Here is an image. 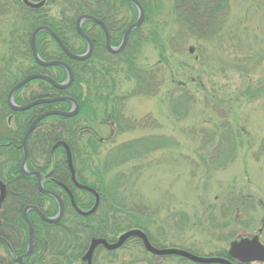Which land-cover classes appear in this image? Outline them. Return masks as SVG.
I'll list each match as a JSON object with an SVG mask.
<instances>
[{"label": "rangeland", "instance_id": "1", "mask_svg": "<svg viewBox=\"0 0 264 264\" xmlns=\"http://www.w3.org/2000/svg\"><path fill=\"white\" fill-rule=\"evenodd\" d=\"M143 1L146 18L126 53L111 67L92 59L98 81L89 89L83 86L90 105L75 120V167L85 183L117 192L128 210L122 214L130 212L164 248L195 249L207 257L261 230L264 243V0H229L216 34L186 43L179 35L174 0ZM19 2L0 0V94L4 80L22 77L32 65L24 44H16L14 53V38L25 34ZM46 2L49 16L62 20L63 2ZM114 6L119 21L138 18L122 0H114ZM45 44L50 53L58 51L51 39ZM132 64L155 74L160 88L152 96L136 93ZM39 90L40 83L32 81L26 101L38 97ZM3 108L0 95V122L7 125ZM116 110L129 125L113 138L109 117ZM57 122L49 118L39 130ZM138 140L144 142L141 147L151 143L145 154L114 165V149ZM58 158L64 161L63 153ZM123 215L113 216L120 221ZM63 222L80 230L75 216ZM57 235L62 237L60 230ZM127 250L119 256L132 264L151 258L140 245ZM0 255L5 256L1 247ZM180 258L159 256L156 264H188Z\"/></svg>", "mask_w": 264, "mask_h": 264}, {"label": "trees", "instance_id": "2", "mask_svg": "<svg viewBox=\"0 0 264 264\" xmlns=\"http://www.w3.org/2000/svg\"><path fill=\"white\" fill-rule=\"evenodd\" d=\"M36 2V0H32ZM54 1H62L65 5V8L62 10V20H54L49 16V13L42 8L38 11H31L32 13V21L31 28L27 32L26 36L19 37L18 42L22 43L27 40L26 43V54L28 59H30L31 67L28 68L25 72H23L22 77L32 75V74H44L57 83L62 84L67 80V72L60 67L55 68H44L40 67L36 64L34 57L32 55L31 49L29 47V40L37 28L41 26L49 27L61 40L62 42L74 53L82 54L86 51V44L82 40V38L78 35L76 30V22L79 17L83 15H90L95 18H98L105 22V24L109 27L112 33L111 45L119 46L123 40V36L125 31L131 24L136 21V16L132 19L131 22L125 20H118L116 18V7L114 6V0H54ZM125 4H127L130 8L135 11V15L138 16L137 9L128 1L122 0ZM144 7L145 12L148 10L146 4L143 0H138ZM53 2V1H52ZM47 3V2H46ZM229 0H174V8L173 13L175 15L179 35L182 36V42H188L193 37L196 39L207 38L215 33V31L221 26V20H225L224 17L229 11L228 6ZM69 10L71 14L69 13ZM92 23L86 22L83 25V30L86 34V27L91 25ZM216 24V25H215ZM214 25V26H213ZM140 32V29H137L130 36V41L132 37ZM90 36V34H88ZM200 36V37H198ZM51 39L56 45L57 52L50 53L48 44H45V39ZM79 40L82 42L80 45L82 47V51H77L76 41ZM94 46L95 51L91 56L90 60L86 62H75L69 59L64 52L59 48L58 44L55 40L46 32L41 33L36 41L37 50L40 56L46 61H62L67 63L73 70L74 73V82L71 87L67 90H57L52 87L49 83L38 80L40 83L39 96L34 97L33 99L26 101L25 98H20L18 96L15 97V102L22 106L26 105L36 99L39 98H57V97H70L74 98L78 101L81 113L83 111H87L90 105V100L88 96H84V85L87 86V89L91 87V85L95 86L97 83V72L96 67L92 64V59L97 57L100 59L102 66L111 67L113 65V60L119 55H124L128 47L117 56L109 55V53L105 49L104 44V36L101 35L97 38L91 39ZM130 47V46H129ZM15 54L17 52V46H14ZM104 57H109L112 61L104 60ZM12 59V58H11ZM129 73L136 80V90L139 95L143 96H152L156 93L160 88L158 82L155 79V74L150 71H141L135 67L134 64L130 66ZM22 74V73H21ZM99 74H103L100 72ZM3 76V75H2ZM21 77H12V79L7 80V82L2 83L1 86V102L3 105V111H8L9 114H15L19 116L15 123V127L9 128V126L0 125V180L4 183H8L9 192L5 202L2 204V208L0 209V219L2 220V226H0V236L3 237L8 243L11 249V255L19 256L26 252L28 246V228L23 219V210L27 206H37L42 210V212L50 218H53L58 213L57 204L47 196H43L37 189V181L33 178H25L22 176L20 172V164L22 163V143L24 139V135L30 126L31 122L35 119V117L41 112H45L47 109L49 110H62L69 111L71 106L66 102H60L51 105H43L39 107H35L27 112L23 113H14L8 109L7 106V96L12 87L21 81ZM4 86V87H3ZM29 97V96H28ZM28 100V99H27ZM41 110V111H40ZM43 110V111H42ZM3 113V112H2ZM55 118L58 122L57 124L47 125L43 129L39 130L42 127V124L46 122L48 119L44 120L39 124L36 130L30 137L28 148H29V170L31 171H40L43 174H48L51 172V167H54V171L51 174V177L54 181L64 183L69 186H73V182L71 181L70 172L67 168L66 157H64V161L56 162L53 165V156H52V148L59 141L68 142L69 146L73 151L74 165L76 160L77 148L75 151V146L77 142L76 135L78 134V130L76 129L75 120L76 118H62V117H51ZM50 118V119H51ZM4 121V120H2ZM5 123V121H4ZM142 140L134 141V145H126L115 148L111 158L114 165H121L122 162H126L132 160L131 158H141V154H145L144 151L148 146H151V143H147L141 147ZM144 141V140H143ZM146 144V143H145ZM139 146L140 148H138ZM141 149V150H140ZM140 150V152H139ZM62 150H58L60 152ZM63 152V151H62ZM64 153V152H63ZM119 154L118 158L115 160L113 158L114 154ZM116 156V155H115ZM114 156V157H115ZM110 158V159H111ZM123 159V160H122ZM10 165V167H8ZM107 167V166H106ZM105 167V168H106ZM76 168V167H75ZM77 176L79 181L91 187H95L94 185H89L83 181V178L80 172L76 169ZM48 178V177H47ZM113 185L115 182L112 183ZM54 183L46 179L44 181V187L46 189H50V186H53ZM110 185V184H109ZM75 190H77L75 188ZM86 194V193H84ZM117 192H113L111 189H106L104 187L101 190V204L97 211L88 216L83 217L79 215L71 206L70 203L65 196V214L63 219L58 224H48L42 219H40L35 213H30L28 215L29 220L32 223L35 234L45 233L49 234L48 240V249L53 251L54 254L58 253L62 260L68 258L67 250L77 248L80 250V255H82L88 246V243L91 237H98L99 235L106 234L107 232L121 233L126 230L134 229V228H142L150 241L159 249H164L162 245L157 242L150 233H148L147 229L133 218L132 214L129 212L128 215H123L122 212L128 211L123 204V201L117 200ZM44 200L49 201V207L45 206ZM77 205L83 210H90L92 207V202L88 197L82 199H76ZM117 209H115V207ZM114 213L119 216H124L122 220L116 216H113ZM75 216L79 222L77 223V228L66 227L64 225V219L67 216ZM105 218L104 221H94V218ZM112 217V219L110 218ZM111 219V221H108ZM121 219V218H120ZM237 219V218H235ZM234 221L236 222V220ZM134 221L137 223L138 227H133ZM121 226H126L124 231H120ZM140 226V227H139ZM111 227V229L109 228ZM122 228V227H121ZM60 230L61 236L54 237L56 233ZM63 233V234H62ZM14 236V240L13 237ZM10 236V238H8ZM229 238V236H227ZM232 237V236H230ZM37 243L35 242L34 249L35 252L33 255H36V252L40 250L42 245L39 243L40 240L36 238ZM236 240V239H234ZM233 240V241H234ZM78 244L76 245V243ZM158 243V244H157ZM189 252L193 254H197L198 252L195 249L189 250ZM73 255V254H71ZM207 257H221L228 258V253L226 250L222 252H218L216 254H211ZM180 258V257H179ZM183 261H186L188 264H197L192 261L186 260L184 258H180ZM46 264H61L60 261L53 262L48 260ZM66 264V263H64ZM235 264H239L235 262Z\"/></svg>", "mask_w": 264, "mask_h": 264}, {"label": "water", "instance_id": "3", "mask_svg": "<svg viewBox=\"0 0 264 264\" xmlns=\"http://www.w3.org/2000/svg\"><path fill=\"white\" fill-rule=\"evenodd\" d=\"M24 1H25L26 5L31 7L32 9H40L41 7L44 6V3H42L40 5H33V4L29 3L28 0H24ZM126 1L133 4L138 9L139 17H138L137 21L134 24H132L129 27V29L126 31V33L123 37V41L118 48H113L111 46L110 35H109L108 30L106 28V24L102 20L97 19L93 16H89V15L81 16L77 20V23H76V29H77L78 34L88 45V51L85 55L77 56V55L72 54L69 51V49L63 44L62 40L49 27H45V26L39 27L32 34L31 47H32V52H33L35 62L40 67H44V68H53V67L63 68L67 72L68 77H67V80L65 83L59 84L55 80H53L52 78H50L46 75H43V74L30 75L25 80H23L22 82L17 84L10 91L8 98H7L8 106L10 107L11 110H13L15 112H25V111H28V110L36 107V106H40V105L67 102V103L72 104L73 109L70 112H63V111L55 110V111H48V112L41 114L32 122V124L29 126V128L27 129L26 134L24 136V140H23V144H22L23 150H24V160L22 162V169H21L22 175L27 176V177H34L37 179L38 189L42 193L50 195L51 197H53L54 199L57 200V202L59 204V213L55 218H48L37 207L30 206L24 210L23 216H24V220L26 221L27 226L29 228L30 240H29V247H28L27 253L24 256L18 258L19 264H25L24 259L26 257H28L29 255H31L32 249H33L34 230H33V227H32V225L28 219L29 211L36 212L45 222H47L49 224L59 223L60 220L62 219L63 215H64V203H63L62 199L58 195H56L50 191H47L44 188L42 174L39 172H29L27 169V163H28V159H29L28 142H29L30 136L32 135V133L34 132V130L36 129L38 124L41 121H43L44 119L49 118V117H54V116L64 117V118H72V117L76 116L78 111H79L78 102L75 101L74 99L70 98V97L41 98V99H37V100H35V101L25 105V106H18L15 103L14 96L17 93V91L20 90L25 85H27L28 83L35 81V80L45 81V82L49 83L52 87H54L58 90H62V91L69 89L71 87V85L73 84L74 73L68 64H66L62 61H45L44 59L41 58V56L38 53L37 47H36L37 37L41 33L47 32L48 34H50L55 39V41L60 46V48L71 59L76 60V61H85V60L89 59L92 55L93 43L90 40V38L83 32L82 25L84 22H92L94 24L100 25L103 28L104 33H105V39H106V47H107L109 53L112 55H118L127 46L130 35L136 29H138L143 24V22L145 20V11H144V8L140 2L138 0H126ZM60 146L64 147L66 150L68 167H69V170L71 173L72 181L74 182L76 187H78L81 190L94 193V195L96 196V202H95L93 208L89 211L81 210L76 205L74 199L71 196V202H72V205L75 208L76 212L83 217H88L97 211L99 204H100V198H99L98 194L92 188L85 186V185H82L78 181L76 171L74 168V164H73L72 152H71L70 148L68 147V145L63 141L58 142L53 148L54 151ZM5 197H6V186L0 180V206L3 203V201L5 200ZM260 233H262V230L260 231ZM132 237L140 238L144 242L146 250L148 252H150L151 254L156 255V256H179V257L185 258V259L190 260V261L197 263V264H234L232 261H230L229 259H226V258L201 257V256H197L195 254H192L188 251L181 250V249H157V248H154L151 245V243L149 242L146 234L140 230H132V231L125 233L119 239L118 243H116L115 245H108V243L104 240L93 239L91 246H90V249H89L85 259H88V260L91 259V256H92L94 250L96 249V247L99 244H104L110 250H116V249H119L125 243L126 240H128ZM228 255H229L230 259L236 260L240 264H252V263H262L263 264L264 263V245L260 241L259 235L251 236V237H245V238H243L239 241H235L231 244Z\"/></svg>", "mask_w": 264, "mask_h": 264}, {"label": "flooded vegetation", "instance_id": "4", "mask_svg": "<svg viewBox=\"0 0 264 264\" xmlns=\"http://www.w3.org/2000/svg\"><path fill=\"white\" fill-rule=\"evenodd\" d=\"M28 2L29 3H31V4H33V5H40V4H42V3H44V6L43 7H41L40 9H42V8H44L45 6H46V0H36V2H33L32 0H28ZM19 5L21 6L20 7V9H22L23 10V12H24V14H23V17H22V20H24L25 22V27H24V29H25V34L23 35V36H26V34H27V32L29 31V29L31 28V21H32V13H31V11H38V10H40V9H32L31 7H29V6H27L26 5V3H25V1L24 0H20V2H19ZM2 9L0 8V15H3L4 14V12L2 11ZM20 12V11H19ZM21 14H22V12H20ZM134 24V23H133ZM132 25V24H131ZM130 25V26H131ZM129 26V27H130ZM106 28H107V30H108V33H109V35H110V44H111V39H112V33H111V30L109 29V27L106 25ZM142 28V25L138 28V29H141ZM129 28H127V30H128ZM126 30V31H127ZM86 31H87V33L88 34H90V36H88V34H86L85 33V31L83 30V32L90 38V39H93V38H97V37H99V36H101V35H103L104 36V44H105V49H106V51L109 53V51H108V49H107V47H106V39H105V33H104V30H103V28L100 26V25H97V24H94V23H92L91 25H89V26H87L86 27ZM126 31H125V33H126ZM125 35V34H124ZM132 35V34H131ZM23 36H20V37H22L23 38ZM80 36V35H79ZM31 38H32V35H31V37H30V40H29V47H30V49H31V52H32V47H31ZM18 39L17 38H14V46L16 45V44H21L22 42V39H21V41H19V42H16ZM26 43H27V40L25 39V42L24 43H22V44H24L25 45V48H26ZM85 44H86V51L84 52V53H82V54H76V53H74V52H72L64 43V45L69 49V51L72 53V54H74V55H77V56H81V55H84V54H86V52H87V50H88V45H87V43L86 42H84ZM93 43V42H92ZM59 46V45H58ZM112 47H114V48H116V47H118V46H113V45H111ZM59 48H60V46H59ZM77 48V51H82L83 49H82V47L81 46H77L76 47ZM61 49V48H60ZM62 50V49H61ZM94 51H95V46H94V44H93V52H92V55H93V53H94ZM62 52H64L63 50H62ZM64 54L69 58V59H71L65 52H64ZM32 55H33V52H32ZM91 58V57H90ZM90 58L89 59H87V60H85V61H76V60H73V59H71V60H73V61H75V62H86V61H88V60H90ZM29 61H30V59H29ZM65 63V62H64ZM31 67V66H30ZM29 67V68H30ZM26 73V72H25ZM28 76H27V74H26V76L25 77H21L22 79H21V81H19L17 84H19L20 82H22L23 80H25L26 78H27ZM31 83V82H30ZM30 83H28L27 85H25L24 87H22L20 90H18L17 91V93L15 94V97L16 96H18V97H20V98H26V96H27V94H26V89L28 88V86H29V84ZM17 84H15L13 87H12V89L17 85ZM11 89V90H12ZM10 90V91H11ZM9 94V93H8ZM72 99H74V98H72ZM75 100V99H74ZM75 101H77V100H75ZM7 102V101H6ZM78 102V101H77ZM68 104H70V103H68ZM79 104V103H78ZM47 105H51V104H47ZM7 106H8V102H7ZM23 106V105H22ZM40 106H43V105H40ZM70 106H71V108H70V110L69 111H63V112H70V111H72V109H73V106H72V104H70ZM36 107H39V106H36ZM35 108V107H34ZM8 109L10 110V111H12V112H14V113H23V112H15V111H13V110H11L10 109V107L8 106ZM33 109V108H32ZM31 110V109H30ZM29 111V110H28ZM41 111V110H40ZM43 111V110H42ZM48 111H52V110H49V109H47L45 112H48ZM60 111H62V110H60ZM7 112V114L9 115L7 118H6V120H7V126H9V128H11V126L10 125H12L13 124V122H15L16 123V121H17V119H19V116H17V115H15V114H9L8 113V111H6ZM25 112H27V111H25ZM45 112H42V113H45ZM41 112L35 117V119L38 117V116H40L41 114H42ZM83 113V112H82ZM81 114V108H80V105H79V111H78V113H77V115L76 116H74V117H72V118H79V115ZM110 127H111V130H112V132H113V135H112V137L114 138V136L116 137V136H118V135H120V134H122L124 131H125V127H128V122L125 120V118H124V116H123V113H122V111L120 110V111H118V110H116L114 113L112 112V113H110ZM34 119V120H35ZM33 120V121H34ZM32 121V122H33ZM32 122H31V124H32ZM41 122H43V121H41ZM41 122L39 123V124H41ZM2 125H3V123L2 122H0ZM30 124V125H31ZM39 124H38V126H39ZM13 128V127H12ZM83 131H85V132H88L89 134H91V135H93L94 133H92L91 132V130L90 129H86V130H83ZM24 140V139H23ZM100 140H105V139H100ZM60 142V141H59ZM63 142H65L67 145H68V147L70 148V150H71V152H72V157H73V151H72V149H71V147L69 146V144H68V142H66V141H63ZM58 143V142H57ZM56 143V144H57ZM23 144V143H22ZM55 144V145H56ZM54 145V146H55ZM54 146H53V148H54ZM52 148V156H53V165L56 163V162H58L57 161V159H56V156L58 155V150H62V151H60L59 153H63V155H64V157H66V164H67V168H68V170H69V167H68V163H67V153H66V150H65V148L64 147H62V146H60V147H58L55 151H54V149ZM21 149H22V157H23V160H24V150H23V146H21ZM75 151H76V148H75ZM23 160H22V162H23ZM58 160L59 161H61L59 158H58ZM73 164H74V158H73ZM74 167H75V165H74ZM21 169H22V163L20 164V172H21V174H22V171H21ZM27 169H28V171L29 172H39V173H41L42 174V176H43V181H45L46 179H49V180H51L53 183H54V185L53 186H50V189H46L45 187V189L47 190V191H50V192H52V193H54V194H56V195H58L61 199H62V201H63V203H64V214H65V196L67 197V199H68V201H69V203H70V206L75 210V208L73 207V205H72V202H71V196H72V198L74 199V201H75V203H76V199H82V198H86V197H88L89 199H90V202H92V207L94 206V204H95V202H96V196L94 195V193H91V192H88V191H84V190H81V189H79L78 187H76V185L74 184V182L72 181V177H71V181L73 182V186H69V185H66V184H64V183H60V182H56V181H54L53 180V178L51 177V174L53 173L52 171H54L55 169H54V167H51V172L50 173H48V174H43L42 172H40V171H31V170H29V159H28V163H27ZM76 169V168H75ZM69 172H70V170H69ZM77 172V171H76ZM23 176V175H22ZM70 176H71V173H70ZM23 177H25V178H33V179H35L36 181H37V179L36 178H34V177H27V176H23ZM48 177V178H47ZM2 181V180H1ZM2 183L6 186V197H5V200H6V198H7V195H8V192H9V187H8V183H4L3 181H2ZM75 188L77 189V190H75ZM90 188H92L97 194H98V196H99V198H100V204H101V190L104 188H97V187H91L90 186ZM37 189H38V184H37ZM106 189H111V187H107L106 186ZM38 191L40 192V194H42L43 196H47V197H50L56 204H57V206H58V213H59V204H58V202H57V200L56 199H54L53 197H51L50 195H47V194H44V193H42L39 189H38ZM84 193H86V194H84ZM5 200L3 201V203L5 202ZM2 203V204H3ZM2 204H1V206H0V209L2 208ZM44 204H45V206H47V207H49V205H50V202L49 201H46V200H44ZM77 204V203H76ZM30 206H32V205H30ZM30 206H27V207H30ZM78 206V205H77ZM26 207V208H27ZM33 207H37V206H33ZM79 207V206H78ZM91 207V208H92ZM26 208H24V210L26 209ZM39 210H40V208L39 207H37ZM80 208V207H79ZM90 208V209H91ZM24 210H23V212H24ZM41 212H42V210H40ZM76 211V210H75ZM35 213L40 219H42L36 212H34V211H29V213H28V215L30 214V213ZM43 213V212H42ZM58 213H57V215H58ZM44 214V213H43ZM45 215V214H44ZM56 215V216H57ZM55 216V217H56ZM47 217V216H46ZM63 217H64V215H63ZM63 217H62V219H63ZM50 218V217H49ZM54 218V217H53ZM23 219H24V216H23ZM28 219H29V217H28ZM61 219V220H62ZM112 219V218H111ZM111 219H107L108 221H111ZM60 220V221H61ZM94 221H104V220H106L105 218H94L93 219ZM30 221V220H29ZM42 221H44L43 219H42ZM24 222L26 223V221L24 220ZM45 222V221H44ZM30 223H31V221H30ZM47 223V222H46ZM49 224V223H48ZM58 224V223H57ZM26 225H27V223H26ZM31 225H32V223H31ZM0 226H2V220L0 219ZM33 227V226H32ZM124 227H126V226H124ZM27 228H28V226H27ZM110 229H111V227H109ZM119 229H121V228H119ZM33 230H34V228H33ZM132 230H136V229H130V230H126L125 232H121V233H114V232H107L106 234H102V235H99L98 237H91V239H90V241H89V243H88V246H87V249H86V251L82 254V255H80V250L79 249H77V248H74L73 250H71V249H68L66 252H67V254L66 255H69L68 256V258L67 259H65V260H62V258H61V256L58 254V253H56V254H54L53 253V251H51V250H49L48 249V238L50 237L49 236V234L48 233H37V234H35V231H34V237H33V249H32V253H31V255H29L28 257H26L25 259H24V263L25 264H46L47 262H48V260H51V261H53V262H56V261H60V263L61 264H64V263H66V264H132L134 261L133 260H128V261H126V259H125V257L124 256H126V255H120L119 256V253L120 252H123V251H126L127 249V251H132L133 249H134V246H136V245H140L142 248H143V250L149 255V256H151V258L150 259H143V260H139L138 262H137V264H141V263H148V264H156L157 262H156V258L158 257V256H156V255H152L150 252H148L147 250H146V248H145V245H144V242L140 239V238H137V237H132V238H130V239H128V240H126L125 241V243L119 248V249H116V250H110V249H108L104 244H99L97 247H96V249L94 250V252H93V254H92V256H91V261L90 260H88V259H85L86 258V255H87V253H88V251H89V249H90V246H91V243H92V240L93 239H100V240H104V241H106L107 243H108V245H115L116 243H118V241H119V239L125 234V233H127V232H129V231H132ZM137 230H140V229H137ZM28 235H29V240H30V233H29V228H28ZM12 237H13V240H14V236L12 235ZM148 237V236H147ZM8 238H10V236H8ZM36 238L38 239V240H40V244L42 245V247L43 248H41L40 250H38L37 252H36V255H33L34 254V252H35V249H34V245H35V242L37 243V245H38V242H37V240H36ZM29 240H28V246H27V250H26V252L25 253H23V254H21V255H19V256H14V255H11L12 253H11V249H10V247H9V243L3 238V237H1L0 236V247H1V249L5 252V256H2V255H0V264H19V262H18V258H20V257H22V256H24L26 253H27V251H28V247H29ZM148 240H149V242L151 243V245L154 247V248H157L151 241H150V239L148 238ZM78 244V242L76 243V245ZM71 254H73V255H71ZM50 257V258H49ZM47 261V262H46ZM46 262V263H45Z\"/></svg>", "mask_w": 264, "mask_h": 264}]
</instances>
